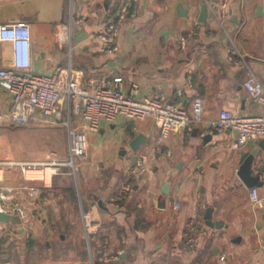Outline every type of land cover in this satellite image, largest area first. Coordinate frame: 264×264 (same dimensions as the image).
Returning <instances> with one entry per match:
<instances>
[{
	"label": "crops",
	"instance_id": "0c3cea01",
	"mask_svg": "<svg viewBox=\"0 0 264 264\" xmlns=\"http://www.w3.org/2000/svg\"><path fill=\"white\" fill-rule=\"evenodd\" d=\"M123 1L0 0V25L17 21L30 25L34 73L52 74L68 63L59 38L71 33L72 64L84 70L85 81L120 75L126 93L134 85L140 99L164 92L167 102H179L187 112L199 97L204 102V121L184 132H171L160 142L152 117L102 118L92 131L73 117L72 125L88 134L86 160L76 175L71 167L60 166L72 175L57 174L51 187L42 188L38 196L24 197L25 223L0 225V235L15 237L14 249L0 255V264H100L102 256L120 259L123 253L125 264H264V207L252 205V188L238 174L242 154L259 148L252 174L261 176L257 188L264 202V146L260 148L264 138L234 148L236 132L211 131L208 125L224 109L243 116L263 109L252 102L244 81L251 70L264 87V0H230L222 25L209 8L208 21L200 22L193 36L188 33L199 21L202 5L211 0H141L137 17L120 28L118 50L107 54L95 34L108 11ZM181 37L186 38L184 45ZM234 48L239 54H232ZM10 62L11 43L0 41V68ZM0 107L1 114L11 107V96L2 88ZM8 122L0 126L17 135L0 136V161L45 164L68 155L64 125L29 124L30 131L38 132L30 135L48 145L44 149L31 143L34 147L29 151L17 126ZM139 135L144 143L133 151L130 143ZM135 156L137 160L149 156V170L115 205L111 198L129 178ZM167 183L169 194L163 192ZM2 184L25 183L16 173L7 175ZM70 189H75L72 197ZM176 203L181 207L176 208ZM208 207L214 208L210 220ZM86 213L99 225L88 236ZM194 218L203 229L197 248L187 250L184 232ZM29 238L39 247H29ZM223 255L226 259L220 262Z\"/></svg>",
	"mask_w": 264,
	"mask_h": 264
},
{
	"label": "built area",
	"instance_id": "2783aa9c",
	"mask_svg": "<svg viewBox=\"0 0 264 264\" xmlns=\"http://www.w3.org/2000/svg\"><path fill=\"white\" fill-rule=\"evenodd\" d=\"M229 2L230 0H211L209 4L211 15L221 25L228 18ZM140 3L141 0H124L117 10L108 11L95 34L103 52L112 54L118 50L117 37L120 28L126 20L137 17ZM192 26L188 33L191 36L197 34L200 22L195 21ZM31 38L30 25L25 21L0 25V41L11 43L10 65L0 68V88L10 94L11 107L7 112L0 113V123L8 120L15 126L29 123L64 125L68 130L69 144L66 158L56 156L50 163L0 161V210L18 216L22 223L28 220V213L22 203L24 197L38 196L42 188L51 187L60 166L71 167L72 173L76 175L80 163L86 160L88 134L72 125L73 117L83 120L87 130L91 131L98 128L102 118L112 121L119 115H124L130 120L152 117L159 128L160 142L165 141L171 132L181 133L190 129L192 124L204 121V102L199 97L193 99L191 112H187L181 103L167 102L164 92H156L152 96L140 99L137 97L139 87L134 85L130 92L126 93L124 78L120 75H102L85 81L84 70L76 69L72 64L71 33L60 35L59 38L63 48L67 50L68 63L57 67L52 74L34 73L30 70ZM185 41V37L180 38L182 45ZM232 54H239L236 48L232 49ZM244 88L253 103L262 105L261 113L243 116L224 109L208 122L211 131L229 129L236 132L234 148L243 147L248 143H258L264 138V87L251 70H247ZM151 160L149 156H142L130 168L129 178L111 198L113 204H119L131 190L133 182L147 174ZM29 169H39L42 172L41 178H27L26 171ZM47 169L51 170V174L47 173ZM16 173L24 185L2 184L7 175ZM250 201L254 207H264L259 188L251 189ZM175 207L181 206L176 203ZM83 219L87 236L94 228L95 230L99 228V225L93 222L94 218L90 213L83 214ZM202 229L198 218L189 221L183 237V246L187 250L197 248ZM118 258L102 256L99 262L109 264ZM225 259L226 256H221L220 262H224Z\"/></svg>",
	"mask_w": 264,
	"mask_h": 264
},
{
	"label": "water",
	"instance_id": "95a60500",
	"mask_svg": "<svg viewBox=\"0 0 264 264\" xmlns=\"http://www.w3.org/2000/svg\"><path fill=\"white\" fill-rule=\"evenodd\" d=\"M208 14H209V5L208 3H204L201 8L199 22L206 23L208 21ZM144 139L145 138L143 135L137 136L130 143L131 149L133 151H136L140 147V145L144 143ZM262 146H264V142L261 143L260 148ZM259 150H260L259 148H255L248 152H244L241 157V167L238 171V174L247 188L258 187V186H261V183H262L260 174H256V175L252 174L253 165L256 160V157L259 155ZM133 161L134 163H136L137 156L134 157ZM261 170L264 171V166L261 168ZM169 190H170V183H167L163 189V192L165 194H169ZM213 211H214V208L212 207L207 208L206 218H208V220L212 218ZM5 223H13V224L20 225L22 221L18 216L12 215V214H9V213H6L0 210V224H5ZM214 225L218 226L219 224L215 223ZM125 259H126V254L123 253L120 256V259L114 262H111L110 264H125V261H124Z\"/></svg>",
	"mask_w": 264,
	"mask_h": 264
},
{
	"label": "rangeland",
	"instance_id": "374dc122",
	"mask_svg": "<svg viewBox=\"0 0 264 264\" xmlns=\"http://www.w3.org/2000/svg\"><path fill=\"white\" fill-rule=\"evenodd\" d=\"M6 122H8V121L6 120ZM29 124H32V123H29ZM29 124H24V125L15 127V129L18 128V130H19L18 131L19 138L22 137L21 139L24 140V142L27 144V145L23 144V147L30 151V150H33L30 147H34V146H31L29 144L37 143L38 145H43L42 148H44V149L46 147L48 148V145H47V143H46V141L44 139H40V138L37 139L36 137H34V136L38 135V132H35L34 130H32L33 132L30 131V127H29L30 125ZM25 126H28V127H25ZM9 128L10 127L5 128V127L0 126V136L3 135V134H7V132L9 134V136H11V137L17 135V133H13V132L9 131L10 130ZM7 129H9V130L7 131ZM31 133H33L34 136L30 135ZM40 149L41 148H38L37 150H40ZM49 171H50V174H51V170L50 169L47 170V173H49ZM58 174H59V176H58L59 178H60V176H68V177H70V174L72 175L70 170H68L67 168L62 169V170L59 169Z\"/></svg>",
	"mask_w": 264,
	"mask_h": 264
},
{
	"label": "trees",
	"instance_id": "16d2710c",
	"mask_svg": "<svg viewBox=\"0 0 264 264\" xmlns=\"http://www.w3.org/2000/svg\"><path fill=\"white\" fill-rule=\"evenodd\" d=\"M112 10L115 11V9H112ZM68 192H69V195L72 197L73 194L75 193V189H70ZM11 235L12 234L0 235V253H1L0 255H4V253H8L11 249H14V246H15L14 245L15 244V237H13ZM36 242L37 241H34L33 239H30L29 238L28 239V245H29V247L34 246V245L37 246V247H39V245H37Z\"/></svg>",
	"mask_w": 264,
	"mask_h": 264
},
{
	"label": "bare ground",
	"instance_id": "6f19581e",
	"mask_svg": "<svg viewBox=\"0 0 264 264\" xmlns=\"http://www.w3.org/2000/svg\"><path fill=\"white\" fill-rule=\"evenodd\" d=\"M49 170V169H47ZM49 174H50V171H49ZM26 176L27 178H41L42 176V172L39 170V169H29L26 171Z\"/></svg>",
	"mask_w": 264,
	"mask_h": 264
}]
</instances>
